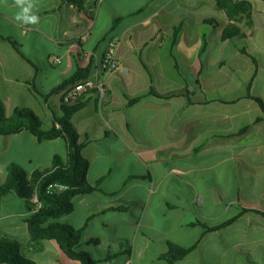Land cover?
<instances>
[{"label": "crops", "instance_id": "crops-1", "mask_svg": "<svg viewBox=\"0 0 264 264\" xmlns=\"http://www.w3.org/2000/svg\"><path fill=\"white\" fill-rule=\"evenodd\" d=\"M82 1L31 0V13L39 17L32 25L15 19L21 11L15 0H0V101L8 117L17 109L33 110L46 130L61 114L67 92L53 91L78 66L87 68L93 60L99 68L109 40L120 39L116 59L121 70L103 75L109 99L103 103L95 91L86 93L87 106L73 118L90 162L88 181L99 191L74 198V210L59 222L85 231L95 218L102 235L120 234L128 219L117 205L135 200H125L116 187L131 182L132 190L145 192L138 231L117 236L127 239L129 248L111 260L110 254L107 261L99 258L98 264H170L172 245L189 249L197 244L174 264H264V216L257 212L264 213V121L255 124L264 109L252 98L264 104V1L234 0L252 5V25L245 18L230 20L217 0H144L136 11L124 13L119 10H131L132 0ZM108 3L117 8L98 35ZM116 19L122 21L112 32ZM232 23L242 36L224 40ZM152 31L156 36L146 40ZM152 89L162 96L189 91L193 102L152 96ZM139 97L145 98L130 106V99ZM57 155L68 156L63 138L40 142L28 131L0 135V187L10 165L32 174L50 168ZM136 167L141 174H134ZM90 201L100 214L94 208L80 222L77 210ZM131 213L136 214L134 208ZM29 215L25 201L6 197L0 234L27 239L23 253L38 264L30 254H39L42 243L30 242ZM236 217L219 231L193 226L213 227ZM91 240L87 244L93 245Z\"/></svg>", "mask_w": 264, "mask_h": 264}, {"label": "trees", "instance_id": "trees-1", "mask_svg": "<svg viewBox=\"0 0 264 264\" xmlns=\"http://www.w3.org/2000/svg\"><path fill=\"white\" fill-rule=\"evenodd\" d=\"M76 2L77 0H71ZM83 3L82 0H78ZM218 8L226 10L230 20L238 21L241 18L247 20L248 25H252V5L247 2H235L234 0H217ZM264 1V0H262ZM77 3V2H76ZM242 16V17H241ZM122 19L114 21L112 32L116 30ZM242 36L241 29L236 24H230L224 31V40ZM14 47L19 51L17 43L11 41ZM24 59L31 62L25 53L21 52ZM98 70L93 60L89 67L78 66L73 75L63 81L52 94H58L69 88L89 80ZM152 96L161 98H172L184 96L192 103L191 93L186 91L182 94L162 96L152 89ZM49 97H46L48 99ZM145 97L130 99V106H134ZM264 109L262 100L252 97ZM87 106L83 97L73 103H65L60 115H54V125L51 129H44L43 122L31 109H17L11 117L6 115L3 103L0 101V135H14L24 131L31 132L40 142H47L57 138H63L66 141L68 156L66 159L57 155L53 165L44 171H35L28 173L21 166L12 164L8 168V179L0 187V206L1 202L10 195H15L26 202L29 217L26 219L30 234L31 243H40L44 240L56 241L63 253L71 260L78 261L80 264H98L92 257L85 254L81 248L83 229H75L71 226L61 224L59 220L69 215L74 210V198L81 195H89L99 191V188L92 186L88 181V172L90 162L86 159L82 150L84 145L80 142L74 124L73 118ZM264 121V117L258 118L256 123ZM252 126L246 127L241 131V135L249 131ZM54 183H62L69 187V190L62 194L51 195L48 193V187ZM264 216L263 212L257 211ZM238 217L226 221L220 225L208 226L200 225L205 228L206 233L222 230L231 225ZM98 240H91L90 244H97ZM24 243L0 234V264H36V262L23 253ZM175 254L170 260L174 264L183 260L189 254L197 249V245L185 249L172 245ZM115 256H110L109 260Z\"/></svg>", "mask_w": 264, "mask_h": 264}, {"label": "rangeland", "instance_id": "rangeland-1", "mask_svg": "<svg viewBox=\"0 0 264 264\" xmlns=\"http://www.w3.org/2000/svg\"><path fill=\"white\" fill-rule=\"evenodd\" d=\"M149 0H147L148 2ZM170 1V0H167ZM144 2V0H132L130 1V9L131 10H127V11H122L119 10L121 13L124 12H130V11H136L137 9H139V4ZM115 8H117V4L115 3H108L105 4V8H104V17L102 19V21L100 22V25H98L97 27V31H98V35L104 34V31L106 29V23L105 20H107L108 16L112 15L113 10H115ZM8 14H11V11H8ZM112 30V29H111ZM112 34L109 35L108 38L111 37ZM155 33L150 32L146 34V40L151 41L154 39ZM159 41L157 39V43H160L161 41V37H158ZM42 54V53H40ZM134 174H141V170L140 168L136 167L134 170ZM114 179V177L112 178V180ZM122 182L116 187L120 190L119 195H124L125 200H135L131 205H127L126 203H122V204H118L117 207H119L120 209H118L119 211V215L121 216H126L128 219V223L125 225H122L119 229L120 234H115L114 232L111 233L108 231L107 235H102L99 231L97 230V220L95 218L91 219L88 222V226L85 231L82 234V251L92 257H96L97 258V262L99 261V258L104 257V260H108L109 256H112V254H117V252L121 253L122 248H129L128 246V241L127 239H123L122 241H118L117 240V236H126L130 237L132 236V234L134 232H137V228L139 226V218H138V213L143 212L144 208H145V203L143 201V197H144V191L142 190V188L139 189H133L132 190V185L131 182L129 183L130 185L123 187V185H121ZM106 188H109L106 186ZM124 188V189H123ZM126 190H129L126 193ZM98 204H100L98 202ZM154 203H152L153 205ZM97 203H94L93 201L87 202L86 204L82 205L81 207L78 208L76 216L77 218H80L79 221L81 222L82 220L86 219V213L92 211L94 208L96 209ZM135 209L136 214H132L131 210ZM96 214H100L99 208H97V210L95 211ZM75 216V217H76ZM85 218V219H84ZM99 221H101V218L98 219ZM86 221V220H85ZM147 222V221H146ZM134 223V224H133ZM143 231L140 232L139 234V238H138V243L139 246L142 247V236H143ZM114 234V235H113ZM22 238H25L24 235H21ZM111 236H114V239H109ZM90 239H99L101 241L100 245H89L87 244V242ZM136 239V234L133 237V240ZM23 242H27V239H23ZM42 244L39 246V250H41V252L39 254H30L32 256H34V258H37V263L38 264H80V262L78 261H72L69 262V258L61 251V249H59L57 247V245L55 244L54 241H50V240H44L41 242ZM110 254V255H109ZM109 255V256H108ZM28 256V255H27ZM125 256L121 255L120 257ZM29 257V256H28ZM95 259V258H94ZM103 260V259H100ZM114 264H117L116 262H113Z\"/></svg>", "mask_w": 264, "mask_h": 264}, {"label": "built area", "instance_id": "built-area-1", "mask_svg": "<svg viewBox=\"0 0 264 264\" xmlns=\"http://www.w3.org/2000/svg\"><path fill=\"white\" fill-rule=\"evenodd\" d=\"M119 46L120 39L113 36L109 40L106 55L96 73L89 80L69 88L64 96L65 103H73L91 91H95L103 103L109 99L108 87L103 75L106 73H116L121 70L120 64L116 59ZM60 62V59H54L55 64H59ZM68 190L69 187L62 183H54L48 187V193L51 195L62 194Z\"/></svg>", "mask_w": 264, "mask_h": 264}, {"label": "clouds", "instance_id": "clouds-1", "mask_svg": "<svg viewBox=\"0 0 264 264\" xmlns=\"http://www.w3.org/2000/svg\"><path fill=\"white\" fill-rule=\"evenodd\" d=\"M15 2L17 6L21 9V11H19L15 17L18 22L32 25L37 24L39 22V17L31 13V10L33 8L31 0H15Z\"/></svg>", "mask_w": 264, "mask_h": 264}]
</instances>
